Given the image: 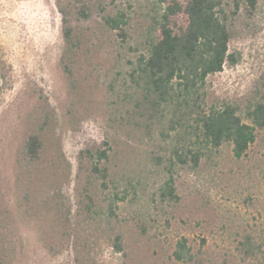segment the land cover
Listing matches in <instances>:
<instances>
[{"label": "trees", "instance_id": "trees-1", "mask_svg": "<svg viewBox=\"0 0 264 264\" xmlns=\"http://www.w3.org/2000/svg\"><path fill=\"white\" fill-rule=\"evenodd\" d=\"M54 2L67 82L62 131L40 94L15 162L17 208L41 223L47 252L70 249L73 264H100L107 244L120 264H264V75L238 100L215 97L210 82L238 63L231 42L259 0ZM91 118L101 138L80 150L73 173L63 132H78ZM223 164L263 188V198L259 206L256 192L243 198L259 218L214 248L190 233L211 202L210 188L200 184ZM10 232L0 182V264L15 255Z\"/></svg>", "mask_w": 264, "mask_h": 264}, {"label": "rangeland", "instance_id": "rangeland-1", "mask_svg": "<svg viewBox=\"0 0 264 264\" xmlns=\"http://www.w3.org/2000/svg\"><path fill=\"white\" fill-rule=\"evenodd\" d=\"M63 50L61 19L54 0H0V182L16 249L11 264H73L70 249L52 257L44 248L40 241L41 223L25 218L17 208L15 185V162L24 137L25 117L38 104L40 94L56 109L62 131L61 103L67 94V82L60 68ZM231 52L238 57V63L227 65L223 72L210 78L212 93L221 100L243 99L256 89L264 75V0H259L248 27L242 28L231 42ZM97 96L103 98V92ZM98 122L91 118L78 132H63V148L73 173L80 150L101 138ZM246 162L250 163V158ZM227 169L223 164L213 177L200 184L201 188H210L211 202L206 218L191 227L196 243L200 241L197 237L205 236L208 245L215 248L236 227L252 229L259 218L257 208L245 204L243 198L256 192L253 203L259 206L263 188H253V182L240 178L236 169L230 173ZM188 186L192 187L191 182ZM233 186L241 188L242 196L232 192ZM64 196L67 203L73 201V182L65 188ZM100 264H120V257L103 244Z\"/></svg>", "mask_w": 264, "mask_h": 264}]
</instances>
